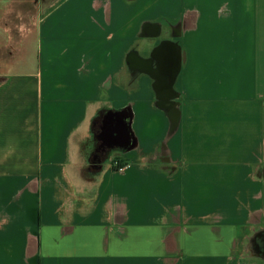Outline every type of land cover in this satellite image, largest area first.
I'll return each mask as SVG.
<instances>
[{"label":"crops","instance_id":"obj_1","mask_svg":"<svg viewBox=\"0 0 264 264\" xmlns=\"http://www.w3.org/2000/svg\"><path fill=\"white\" fill-rule=\"evenodd\" d=\"M0 264H264V0H0Z\"/></svg>","mask_w":264,"mask_h":264},{"label":"water","instance_id":"obj_2","mask_svg":"<svg viewBox=\"0 0 264 264\" xmlns=\"http://www.w3.org/2000/svg\"><path fill=\"white\" fill-rule=\"evenodd\" d=\"M102 124V132L99 135V140L102 143H110V147L118 146L124 150L132 146L129 129L130 112L128 110L107 113Z\"/></svg>","mask_w":264,"mask_h":264},{"label":"trees","instance_id":"obj_3","mask_svg":"<svg viewBox=\"0 0 264 264\" xmlns=\"http://www.w3.org/2000/svg\"><path fill=\"white\" fill-rule=\"evenodd\" d=\"M100 161V156H99V154L98 155H96V157H95V163H97V162H99ZM121 164H119V161H117V163H116V168H114V169H116V170H118L121 166H120Z\"/></svg>","mask_w":264,"mask_h":264},{"label":"built area","instance_id":"obj_4","mask_svg":"<svg viewBox=\"0 0 264 264\" xmlns=\"http://www.w3.org/2000/svg\"><path fill=\"white\" fill-rule=\"evenodd\" d=\"M126 168H127V165H124V166L120 167L119 170H120V171H123V170L126 169Z\"/></svg>","mask_w":264,"mask_h":264},{"label":"rangeland","instance_id":"obj_5","mask_svg":"<svg viewBox=\"0 0 264 264\" xmlns=\"http://www.w3.org/2000/svg\"><path fill=\"white\" fill-rule=\"evenodd\" d=\"M41 2H44V0H40ZM47 2H49V0H47Z\"/></svg>","mask_w":264,"mask_h":264},{"label":"flooded vegetation","instance_id":"obj_6","mask_svg":"<svg viewBox=\"0 0 264 264\" xmlns=\"http://www.w3.org/2000/svg\"><path fill=\"white\" fill-rule=\"evenodd\" d=\"M103 125V124H102ZM102 132V129H100V133Z\"/></svg>","mask_w":264,"mask_h":264}]
</instances>
